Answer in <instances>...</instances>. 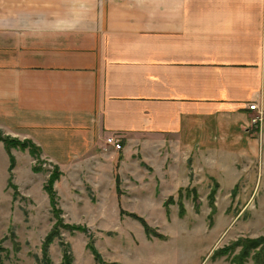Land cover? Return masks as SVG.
Here are the masks:
<instances>
[{
    "label": "crops",
    "instance_id": "crops-1",
    "mask_svg": "<svg viewBox=\"0 0 264 264\" xmlns=\"http://www.w3.org/2000/svg\"><path fill=\"white\" fill-rule=\"evenodd\" d=\"M252 102L260 138L264 0H0V132L59 168L61 208L76 178L110 186L103 158L145 189L178 180L181 165L157 166L163 152L185 164L228 141L254 152Z\"/></svg>",
    "mask_w": 264,
    "mask_h": 264
},
{
    "label": "rangeland",
    "instance_id": "rangeland-1",
    "mask_svg": "<svg viewBox=\"0 0 264 264\" xmlns=\"http://www.w3.org/2000/svg\"><path fill=\"white\" fill-rule=\"evenodd\" d=\"M258 132V128L249 132L258 140L255 151L240 157L235 153L238 145L231 141L221 145L227 146L226 151L209 152L201 159L190 157L186 164V157L167 158L163 152L157 166L171 164L177 171L182 167L177 182L169 180L168 188H158L159 183L145 189L126 188L131 183L125 181L123 186L119 177L117 184L121 157L103 158L102 172L113 179L103 191L92 190L84 177L69 184L68 197L60 186L62 208L58 197L57 208L62 211L63 223L84 230L62 229L60 239H54L47 249L50 264H61V242L69 247L71 264H230L226 256L212 258L214 251L241 238L264 236V123L260 138ZM219 138L217 134L214 142ZM170 143L167 139L166 151ZM1 144L0 258L3 264L43 263L42 242L55 222L43 186L56 166L41 153L37 162L27 151L16 149L14 189L9 188L8 158ZM240 144L246 150V145ZM214 145L209 148L215 149ZM34 166L38 172L32 170ZM168 198L172 200L165 208ZM121 210L143 219L151 232H145L134 218L121 215ZM99 211L103 215H95ZM90 241L101 262L87 248ZM239 251L237 248L235 254ZM247 264L256 263L249 257Z\"/></svg>",
    "mask_w": 264,
    "mask_h": 264
},
{
    "label": "trees",
    "instance_id": "trees-1",
    "mask_svg": "<svg viewBox=\"0 0 264 264\" xmlns=\"http://www.w3.org/2000/svg\"><path fill=\"white\" fill-rule=\"evenodd\" d=\"M0 142L4 146V150L7 153L8 156V179H7V186L9 188L14 189V186L12 184V171L15 167V158L11 153V150L18 149L20 151H27L28 154L37 162H39V155L41 153L40 149L33 144L29 140H23L20 141L18 139H15L10 136L4 135L2 132H0ZM34 172H38L39 169L35 166L32 168ZM61 173L59 172L57 167H54L52 171L48 174V179L45 182L43 189L44 192L47 194L49 199V206L50 211L55 219V222L50 229V231L46 234L44 237V240L42 242V252L44 254V259H42L43 263L39 261V264H50L49 259L46 257V252L49 247V245L53 242L54 239H60L61 237V230L64 229L65 231H77V230H84L77 226H70L63 223V219L61 218V209L57 208V196L56 192L53 188V184L58 181ZM117 184H119L118 176L116 177ZM213 193V192H212ZM171 198H168L166 202H164V207L167 208L169 205V202H171ZM182 210V209H181ZM120 214H126L127 216L134 218L135 220L139 221L141 225L143 226L145 232L149 233L151 232L150 228L146 225V223L138 217L135 214L132 213H124V211H120ZM155 237H160L157 233H153ZM17 244H15L16 246ZM61 245L63 247L62 250V262L61 264H71L72 263V255L69 251V247L67 244L61 242ZM87 248L93 255L96 261L101 262L100 256L95 250L93 246V242L90 241L87 244ZM239 249L240 251L235 254V250ZM229 251V252H228ZM228 252V253H227ZM223 256H226V258H230L229 262L230 264H247V259L250 257L254 263L256 264H264V236L257 237V238H241L235 241L230 247L222 248L217 251H214L212 258H221ZM3 261L0 258V264Z\"/></svg>",
    "mask_w": 264,
    "mask_h": 264
},
{
    "label": "built area",
    "instance_id": "built-area-1",
    "mask_svg": "<svg viewBox=\"0 0 264 264\" xmlns=\"http://www.w3.org/2000/svg\"><path fill=\"white\" fill-rule=\"evenodd\" d=\"M247 109L251 112H254L255 114L251 117L249 125H250V129L251 128H258L260 127L261 123H262V111L259 108V105L257 103H249L247 105ZM106 144L110 145L112 147H114L117 151L121 149V146L119 144V142L112 138V137H108L106 140Z\"/></svg>",
    "mask_w": 264,
    "mask_h": 264
}]
</instances>
